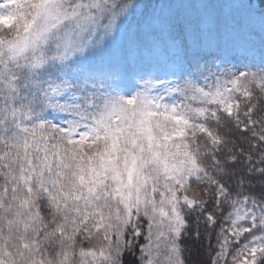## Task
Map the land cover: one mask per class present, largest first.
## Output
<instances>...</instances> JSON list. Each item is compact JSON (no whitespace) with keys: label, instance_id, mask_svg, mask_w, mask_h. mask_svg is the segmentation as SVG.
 Instances as JSON below:
<instances>
[{"label":"snow or ice","instance_id":"obj_1","mask_svg":"<svg viewBox=\"0 0 264 264\" xmlns=\"http://www.w3.org/2000/svg\"><path fill=\"white\" fill-rule=\"evenodd\" d=\"M230 126L264 165V0H0V264H186L222 205L208 264H264Z\"/></svg>","mask_w":264,"mask_h":264},{"label":"trees","instance_id":"obj_2","mask_svg":"<svg viewBox=\"0 0 264 264\" xmlns=\"http://www.w3.org/2000/svg\"><path fill=\"white\" fill-rule=\"evenodd\" d=\"M191 2L195 3L198 2V0H191ZM217 2L221 3H238L241 2V0H217ZM162 40L163 38H157L152 35H145L143 37V44L144 45H152L153 41L157 40ZM240 40L239 38L236 39V43H239ZM223 54L226 59H231L233 53L232 50V45L229 44V46L224 49ZM138 53L136 52L135 48H133L132 53L129 56V60L132 62H135ZM145 56L147 57V53H145ZM259 111L257 112V115H259ZM222 134L226 136L227 139L232 141V144L236 145L238 148H243L245 152L251 151L254 157V161L257 162V166H264V165H259L258 164V156L257 153L260 151L258 147H255L257 144V141L252 137L250 132H242L240 130L235 129L234 127H229L227 129L222 130ZM231 146V145H230ZM264 185V180L256 179L253 182V186L256 191H259L260 186ZM197 187H203L197 186L193 184V188L196 189ZM230 209L227 208L226 205H222V211L216 212V216L218 218V224L215 229H210L206 230L205 228V223L202 217H200V224H199V230L201 232V237L200 239L195 238V230H196V225L194 224L195 216L188 217L189 219V225H190V230H189V235L186 239L182 241V243L185 246V260L186 264H208V261L210 260L211 256L215 255L216 252V240H215V233L219 229V224L223 223V216L227 214V211ZM43 211V209H42ZM207 231H211V248L209 247V242L205 238V234ZM247 235V234H246ZM243 241V238H242ZM145 241L143 237L139 239V244H143ZM194 245V246H193ZM198 245V246H197ZM196 246V247H195ZM195 247V248H194ZM197 247L200 249V256L198 257L197 251L199 250ZM190 248H194L196 250V256L195 254H192V250ZM139 256L140 252L138 250V247L133 249L132 252H126L123 258L124 264H140L139 261ZM231 260V254L229 255V261Z\"/></svg>","mask_w":264,"mask_h":264},{"label":"rangeland","instance_id":"obj_3","mask_svg":"<svg viewBox=\"0 0 264 264\" xmlns=\"http://www.w3.org/2000/svg\"><path fill=\"white\" fill-rule=\"evenodd\" d=\"M194 246V245H193ZM198 246V245H197ZM196 247V246H195ZM194 247V248H195ZM194 248H190L191 250H192V254H195L196 253V250H194ZM198 249H199V247H197ZM197 255H198V257H201L200 256V249L197 251ZM195 256H196V254H195ZM196 264V263H195Z\"/></svg>","mask_w":264,"mask_h":264}]
</instances>
